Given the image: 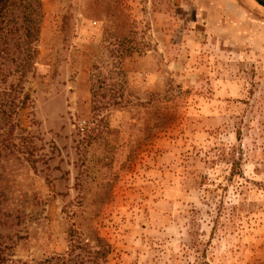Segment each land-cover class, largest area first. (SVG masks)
<instances>
[{
    "label": "rangeland",
    "instance_id": "1",
    "mask_svg": "<svg viewBox=\"0 0 264 264\" xmlns=\"http://www.w3.org/2000/svg\"><path fill=\"white\" fill-rule=\"evenodd\" d=\"M0 8V264H264V7Z\"/></svg>",
    "mask_w": 264,
    "mask_h": 264
},
{
    "label": "trees",
    "instance_id": "2",
    "mask_svg": "<svg viewBox=\"0 0 264 264\" xmlns=\"http://www.w3.org/2000/svg\"><path fill=\"white\" fill-rule=\"evenodd\" d=\"M257 4L261 5L262 7H264V2L262 0H254ZM2 13V10L0 8V32L5 29L7 32H10V29L11 27H8V22L4 19V13ZM22 20V24L23 26H18V28L22 29V34L23 36H31V38H34V35H35V31H36V28L35 26H33L32 24V19L30 17V15H26L24 14L21 18ZM15 30V29H14ZM17 30V29H16ZM25 46V52H28L31 50L30 47H29V41H23L22 42ZM4 54H6V49L4 48H1L0 49V58H4ZM27 54L20 58V57H16L14 59H10L12 62V65H13V69L15 70L16 73H20L19 76L23 75L22 73H24L23 69H26L27 66H29L27 64V58H26ZM232 164H235V162H233ZM233 167V165H231V168ZM232 172V170H231ZM91 253H94V252H91ZM95 254V253H94ZM96 259V255H93L91 256L90 260L92 262H94ZM5 260V257H4V254L3 252L0 251V263L3 262ZM50 261H53V263H50ZM50 261L46 262L44 264H59V262L63 263V264H68V259H66L65 261L63 260V258H50ZM89 262L88 264H92V262ZM71 262V260L69 261ZM70 264V263H69ZM78 264H82L81 260L78 262Z\"/></svg>",
    "mask_w": 264,
    "mask_h": 264
}]
</instances>
